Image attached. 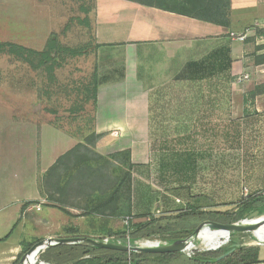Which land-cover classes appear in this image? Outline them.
Masks as SVG:
<instances>
[{"label": "crops", "instance_id": "obj_1", "mask_svg": "<svg viewBox=\"0 0 264 264\" xmlns=\"http://www.w3.org/2000/svg\"><path fill=\"white\" fill-rule=\"evenodd\" d=\"M93 1L94 88L81 118L91 113L86 134L101 141L100 154H127L132 216H170L184 206L212 217L202 223L235 218L250 206L246 214L264 213V36L256 33L264 29V0H230L227 16L209 19L196 17V0ZM44 15L57 21L55 0H0V45L34 58L31 66L0 54L11 60L0 68V264H19L26 247L73 237L72 230L80 231L74 237L100 235L83 229L89 219L74 220L72 208L47 206L42 193L44 173L82 142L67 134L71 107L62 110L67 127L58 126L55 95L40 84L46 66L35 55L57 43L55 29L42 50L33 46ZM18 35L32 40L16 42ZM240 35L243 41L235 39ZM15 64L23 73L12 76ZM47 68L53 84L56 66ZM58 131L73 146L42 172L40 151L44 142L52 150ZM262 229L252 230L259 242Z\"/></svg>", "mask_w": 264, "mask_h": 264}, {"label": "rangeland", "instance_id": "obj_2", "mask_svg": "<svg viewBox=\"0 0 264 264\" xmlns=\"http://www.w3.org/2000/svg\"><path fill=\"white\" fill-rule=\"evenodd\" d=\"M56 2V9H57V21H47V15H44L46 18V21H43L40 25V37L39 39L34 40L33 46L34 48L38 50H42L45 38L48 37L52 30L56 29V35H57V48L51 49V51H47V53H50L52 55L53 60H56V63L54 64L56 66V70H51V78L52 72L56 76V82L55 83H49L48 82V73L49 69L42 68L39 72V78H40V84H42V90H44V87H48L50 85L51 95H55L56 99V109L58 112L56 113V121L58 126H62V128H65L67 124L68 119L70 116H72V125L69 124L67 127V134H74V138H79L82 142L79 144H83V148L77 151V156L74 158V161L77 159H85L88 162H91L92 165H101L102 168H106V172L110 174L112 179H114L112 182V185H117V183L120 180H117L118 178H121L124 175V171L126 169H130L132 171V166L129 163V159L127 157V154L124 152L121 153H110V154H103L100 150L101 147L98 146L101 141L94 138L91 134H86L88 131V127L91 124V113L85 114L83 118L81 115V112H84L83 107L88 106V109L90 111L91 106V94L93 90V67H94V61H93V53H92V29L90 28V20L93 15L92 13V7L94 4L93 0H55ZM83 7L85 10H81L80 7ZM89 10L86 11V10ZM88 12V13H87ZM87 13V14H86ZM52 18V17H51ZM84 18H86L87 22H84ZM18 35L17 41L20 42L24 39L32 40L31 38ZM0 43H3V39ZM49 40V38L47 39ZM19 44V43H18ZM81 48V47H87L90 52H88L84 56H72V55H66L65 53H59L61 49L65 48ZM24 54V53H23ZM23 54L21 53L20 59L21 62H27L29 60H32V56L29 54ZM13 60H17L14 58ZM11 60H6V58L1 57L0 55V68L2 69V65L6 64L7 62H10ZM13 67V68H12ZM10 67V70L14 69L10 74H13L12 76H15L17 73H23V69L17 71L15 64L14 66ZM20 67V66H19ZM52 67V66H51ZM1 69H0V76L1 75ZM25 73H28V71H25ZM9 74V75H10ZM26 75V74H25ZM11 76V75H10ZM26 81L30 78L32 79L29 73L26 75ZM36 78V77H35ZM31 86L26 87V90L30 93ZM27 92V91H26ZM42 93H45L42 91ZM48 104V103H47ZM90 105V106H89ZM71 107V112L69 118L66 117V115L62 114L63 111L67 108ZM79 118H81L82 121H79ZM65 124V125H64ZM71 136V135H70ZM57 140L55 145H51L52 150H48V143L44 142V150L40 151V157L38 160L39 168H41L42 172L45 170L47 166L46 163L50 164L52 159L55 156H60L63 152H66L73 146V139L72 137H68L63 132L57 133ZM43 142V141H42ZM78 145V144H77ZM76 145V146H77ZM46 147V149H45ZM55 147V149H54ZM75 148V147H74ZM106 164V166H105ZM28 167V166H27ZM29 168V167H28ZM96 168V166H94ZM45 174V173H44ZM43 177V176H42ZM116 178V179H115ZM117 180V181H116ZM75 183V181H73ZM72 182V185L74 183ZM71 185V184H70ZM70 192L66 199H63V203L60 205L62 207L72 208V210L76 211V217H74V220H78L79 218L89 219L87 221V226L82 227L83 229L88 230V232L98 233L100 234L99 237H93L98 239H109V241L117 242L120 240H126L131 243L135 242L136 246L140 247H151L155 244L163 245V244H171L175 243L177 241L187 239L189 238L197 229V227L203 222V217L212 218L207 215H201L195 214L193 211H188L189 209L185 208L183 212H173L170 216H165L168 214H164L162 212H159L155 210L151 214H147V216H141V215H135L132 216V211L129 216H115L114 219H112V216L106 214L104 216H97V215H91V216H83L84 213L90 209L86 205L85 200V194H95L99 193V190L97 187H94V190L86 191L80 190L81 194L76 196V190L72 186L71 189H69ZM105 192V191H104ZM106 193V192H105ZM108 194L110 192H107ZM127 196V193L125 190L121 191L120 199L118 203H121L123 198L125 199ZM107 197V196H105ZM96 198V197H95ZM97 199V198H96ZM142 198L136 196V201L139 202ZM62 200V199H60ZM103 200V198H102ZM179 203V200L177 201ZM44 211L49 212L46 207L44 208ZM137 214V213H136ZM139 214V213H138ZM145 214V213H144ZM194 214V215H192ZM264 213H251L241 216L240 218H231L232 215H225L220 214L216 219L217 221H212L219 224H230V223H238L240 224L246 220V219H252L255 217H258ZM182 215H185L181 217ZM174 218L172 222H165L159 223L162 219H168V218ZM181 217V218H180ZM237 217V216H236ZM116 225V229L109 231L108 226L110 224ZM148 224L152 223L155 227L156 234L151 235L149 237L150 240H147V238H140L139 236L132 235L131 229L136 224ZM239 224V225H240ZM260 226L264 227L263 224L258 223L256 227H258L259 231ZM81 228V229H82ZM28 229V228H27ZM82 229V230H83ZM150 229V228H149ZM147 231V230H146ZM204 231L208 230H201L200 235L198 236V239L194 243L193 246H190L189 249L183 251L182 253H177V256H174L173 258H163L159 257V255L154 254H135L131 253V255H145L146 256V262L147 264H191L189 260L186 258H192L193 255L196 252H204L207 250H217V251H234L238 248H248V247H254L251 246L253 242L255 241L254 238L251 235V232L247 233H234L231 235V238L218 236V240L214 244H207L203 247L199 246V243L204 239ZM24 232L29 233V229L25 230ZM79 230H75L73 233L74 236H78ZM143 232H145L143 230ZM141 234V233H140ZM253 241V242H252ZM261 245V246H259ZM65 247V246H72V245H58L51 248H48L44 250L43 252H40L37 254L35 258L30 261V264H63L62 261L63 258L58 260V255L60 254V250L57 247ZM259 248L261 254L264 253V241L258 242V245L255 247ZM32 247H26L27 250H30ZM227 251V252H228ZM226 252V253H227ZM89 256H85L84 259H87ZM186 257V258H183ZM68 264H73L68 263Z\"/></svg>", "mask_w": 264, "mask_h": 264}, {"label": "trees", "instance_id": "obj_3", "mask_svg": "<svg viewBox=\"0 0 264 264\" xmlns=\"http://www.w3.org/2000/svg\"><path fill=\"white\" fill-rule=\"evenodd\" d=\"M230 0H196V17L200 19L217 18L222 15H228ZM81 10H85L82 6ZM86 11L89 12L87 9ZM87 12V13H88ZM86 13V14H87ZM84 22L88 20L83 19ZM87 20V21H86ZM257 34L264 36V29L257 30ZM8 48V49H6ZM57 43L51 47L56 49ZM87 47H75L61 49L59 53H65L72 56H84L88 53ZM8 53L10 56L20 58L21 53L29 54L32 56V60L27 61L33 66V55L26 50L15 45H0V54ZM23 54V56H24ZM39 58L40 65L48 66L49 63L55 64L56 60H53L52 56L48 53H42L35 55ZM35 60H37L35 58ZM94 136V135H93ZM94 138L97 139L96 136ZM83 144H78L59 158L56 164L51 167L42 177V193L46 200V205L56 207L64 211V207L60 204L63 203V199H66L71 187L76 190V196L80 195V190L90 191L97 187L99 193L85 194L86 205L88 209L83 216H104L106 214L115 216H129L131 214V171L126 169L124 175L117 180H120L117 185H112L114 182L109 173L106 172V168H102L101 165H92L85 159L74 158L77 156V151L83 148ZM96 166V168H94ZM106 166V164H105ZM116 179V178H115ZM116 180V181H117ZM75 181V183L73 182ZM72 182L74 185H72ZM71 184V185H70ZM125 190L127 193L126 198L119 202L121 191ZM106 193H105V192ZM107 192H110L109 194ZM107 196V197H105ZM97 199H96V198ZM103 198V200H102ZM62 199V200H60ZM251 207V206H250ZM245 209L243 212L238 213L237 217L245 215L251 208ZM185 215H182L183 217ZM150 228V229H149ZM143 230L145 232H143ZM147 230V231H146ZM74 233V230L71 231ZM131 234L139 236L140 238H147L151 235H155V227L152 223L136 224L131 229ZM141 233V234H140ZM225 236H222V238ZM61 251L58 255V260L63 258V264H147L145 255H131L125 252L108 251L96 248H89L85 246H65L57 247ZM225 251H212V252H196L192 258H186L191 264H258L259 261V248L248 247L235 249L229 256L222 260H217L221 255L225 254ZM178 254H163L159 257L173 258ZM85 256H89L84 259Z\"/></svg>", "mask_w": 264, "mask_h": 264}, {"label": "water", "instance_id": "obj_4", "mask_svg": "<svg viewBox=\"0 0 264 264\" xmlns=\"http://www.w3.org/2000/svg\"><path fill=\"white\" fill-rule=\"evenodd\" d=\"M238 223L230 224H219L212 221H205L200 225L195 232L187 239H183L171 244L157 245L155 247L141 248L136 246V243L129 242L126 240H120L119 243L107 241L105 239H98L93 237H70V238H58V239H44L43 241L38 242L32 248L22 256L19 261V264H24L27 256L29 254H38L44 250L58 246V245H75V246H85L89 248H96L108 251H118L125 252L128 254H154V255H163V254H177L182 253L186 250L188 246H193L196 240L198 239V234L201 228L207 227L208 229L214 230H225L229 232V237L234 233H247L253 230L254 226H242ZM264 225V222H263ZM212 252V250H208ZM232 251L221 255L217 260H222L225 257L229 256Z\"/></svg>", "mask_w": 264, "mask_h": 264}, {"label": "bare ground", "instance_id": "obj_5", "mask_svg": "<svg viewBox=\"0 0 264 264\" xmlns=\"http://www.w3.org/2000/svg\"><path fill=\"white\" fill-rule=\"evenodd\" d=\"M260 222H261V224H263V222H264V214H262V215H260L258 217L252 218V219H246L241 224L239 222V224L242 225V226H254L255 227ZM201 230H208V231H204V233H205L204 234V239L199 243V246H201V247H203L204 245H207V244H214L218 240V236H225V237L231 238V237H229V232L228 231L208 229L206 226L200 229L198 236L200 235ZM250 232H251L252 237L255 240L254 242L252 241L253 244H251V246L258 245V242L260 240H262L261 235L254 234L252 231H250ZM157 245H159V244H155L154 246H151V247H155ZM259 246H261V245H259ZM138 247H140V246H138ZM189 247L190 246H188L186 248V250L189 249ZM141 248H144V247H141ZM146 248H148V247H146ZM212 251H216V250L213 249ZM204 252H208V250L204 251ZM35 256H36V259H37V254H35V253L29 254L27 256L26 260L24 261V264H30V261H32L35 258Z\"/></svg>", "mask_w": 264, "mask_h": 264}, {"label": "built area", "instance_id": "obj_6", "mask_svg": "<svg viewBox=\"0 0 264 264\" xmlns=\"http://www.w3.org/2000/svg\"><path fill=\"white\" fill-rule=\"evenodd\" d=\"M235 39L237 40V41H243L244 40V36H236L235 37ZM247 77H244V79H246ZM247 193H246V190H243V198L245 199L246 197H247V195H246ZM105 240H107V241H109V239H105ZM116 243H119V241H117Z\"/></svg>", "mask_w": 264, "mask_h": 264}]
</instances>
